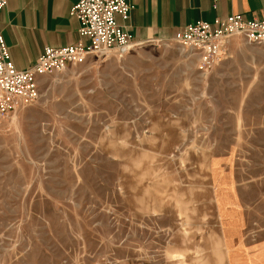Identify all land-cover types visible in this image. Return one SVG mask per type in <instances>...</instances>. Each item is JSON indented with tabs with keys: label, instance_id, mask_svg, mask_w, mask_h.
I'll return each instance as SVG.
<instances>
[{
	"label": "rangeland",
	"instance_id": "rangeland-1",
	"mask_svg": "<svg viewBox=\"0 0 264 264\" xmlns=\"http://www.w3.org/2000/svg\"><path fill=\"white\" fill-rule=\"evenodd\" d=\"M241 39L207 74L174 41L90 56L0 119V264H203L196 205L154 202L194 151L207 227L220 195L264 209V45Z\"/></svg>",
	"mask_w": 264,
	"mask_h": 264
},
{
	"label": "crops",
	"instance_id": "crops-1",
	"mask_svg": "<svg viewBox=\"0 0 264 264\" xmlns=\"http://www.w3.org/2000/svg\"><path fill=\"white\" fill-rule=\"evenodd\" d=\"M79 1L8 0V5L0 12V27L17 68L32 66L46 46H68L82 39L79 35V22L71 15L72 6ZM127 1L133 5L130 19L127 22L119 21L132 33L137 46L154 41H174L173 37L180 28L198 20L212 22L217 16L236 13L243 14L247 19H264V0H222L217 9L213 8L212 0ZM239 37H233L228 48L236 47L242 40ZM82 40L88 42L86 38ZM165 129L172 133L171 127L162 124L163 134L165 132L168 136ZM201 158L199 151L186 154L177 180L166 173L154 182L155 204H162L161 209L165 210L167 204L163 202V196L167 191V203H179L182 208V204L192 208L196 205V215H188L187 220L199 228L195 238H199L198 252L204 255L201 257L203 264L204 257L206 264H264L262 206L247 211L237 206L238 201L220 195L214 202L217 204L215 221L209 227L206 226L204 211L198 208L203 204V195L198 190L210 179L213 160H209L207 174ZM217 160L214 169L218 174L223 160ZM139 188L142 186L139 185ZM184 189L196 193L185 198Z\"/></svg>",
	"mask_w": 264,
	"mask_h": 264
},
{
	"label": "built area",
	"instance_id": "built-area-1",
	"mask_svg": "<svg viewBox=\"0 0 264 264\" xmlns=\"http://www.w3.org/2000/svg\"><path fill=\"white\" fill-rule=\"evenodd\" d=\"M222 0H212L217 9ZM232 2L233 0H225ZM8 0H0V12ZM133 5L127 0H80L71 15L79 22L82 39L61 47L46 46L36 62L26 68L15 66L0 27V119L33 104L41 94L46 77L83 64L90 56L106 58L113 52L123 56L138 44L119 21L130 19ZM240 36L249 43L264 45V19H247L241 13L217 16L212 22L198 20L180 28L173 37L186 52L197 57L196 68L207 74L229 56L231 39Z\"/></svg>",
	"mask_w": 264,
	"mask_h": 264
}]
</instances>
